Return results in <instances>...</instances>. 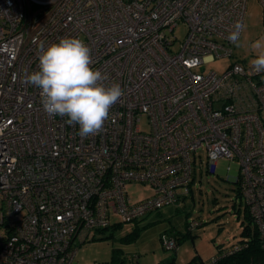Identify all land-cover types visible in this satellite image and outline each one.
Masks as SVG:
<instances>
[{
	"label": "built area",
	"instance_id": "built-area-1",
	"mask_svg": "<svg viewBox=\"0 0 264 264\" xmlns=\"http://www.w3.org/2000/svg\"><path fill=\"white\" fill-rule=\"evenodd\" d=\"M246 1L0 0V264H73L74 241L112 215L134 221L189 192L200 149L207 173L237 161L236 189L264 242V73L239 61L199 70L233 55ZM61 37L82 39L105 85L124 90L97 135L50 117L22 82L39 44ZM133 183L151 195L132 201ZM163 244L177 249L173 235Z\"/></svg>",
	"mask_w": 264,
	"mask_h": 264
},
{
	"label": "rangeland",
	"instance_id": "rangeland-1",
	"mask_svg": "<svg viewBox=\"0 0 264 264\" xmlns=\"http://www.w3.org/2000/svg\"><path fill=\"white\" fill-rule=\"evenodd\" d=\"M261 19L260 1L247 0L240 47L233 45L232 56L216 58L201 65L199 70L222 72L234 61L250 63L254 58L251 43L264 37ZM185 31V24L180 22L174 35L182 41ZM199 153L189 192L176 202L134 221H122L118 215H112L110 226L92 230L83 242L74 241L77 251L73 264H184L196 254L208 262L218 251L237 244L242 238L241 221L245 210L234 181L239 174V165L236 160L220 158L216 171L207 173L204 169L205 152L200 149ZM200 164L201 170L198 168ZM151 189L148 184L127 185L132 201L150 196ZM191 220L200 225L190 229ZM169 235L177 239L176 250L166 249L163 244V238Z\"/></svg>",
	"mask_w": 264,
	"mask_h": 264
},
{
	"label": "clouds",
	"instance_id": "clouds-1",
	"mask_svg": "<svg viewBox=\"0 0 264 264\" xmlns=\"http://www.w3.org/2000/svg\"><path fill=\"white\" fill-rule=\"evenodd\" d=\"M244 24L237 21L228 39L240 47ZM253 71L264 73V37L251 43ZM38 70L25 72L22 82L40 89L46 114L67 117L78 124L82 137L99 134L109 117L110 108L124 95L119 83L105 85L107 76L91 67V49L78 37H61L58 42L37 49Z\"/></svg>",
	"mask_w": 264,
	"mask_h": 264
},
{
	"label": "trees",
	"instance_id": "trees-1",
	"mask_svg": "<svg viewBox=\"0 0 264 264\" xmlns=\"http://www.w3.org/2000/svg\"><path fill=\"white\" fill-rule=\"evenodd\" d=\"M237 194L240 196L239 191ZM240 235L242 238L237 244L226 250L218 251L213 260L205 262L200 255L196 254L184 264H264V242L261 241L259 232L252 223L246 208L244 220L241 221ZM236 245H240L241 248L234 250ZM171 264L175 263L171 262Z\"/></svg>",
	"mask_w": 264,
	"mask_h": 264
}]
</instances>
